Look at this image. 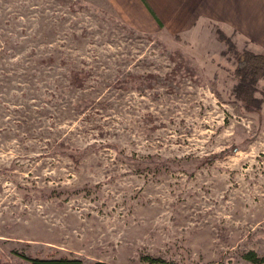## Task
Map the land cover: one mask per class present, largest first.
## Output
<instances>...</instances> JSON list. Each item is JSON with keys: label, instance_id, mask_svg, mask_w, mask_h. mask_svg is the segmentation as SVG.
I'll use <instances>...</instances> for the list:
<instances>
[{"label": "rangeland", "instance_id": "rangeland-1", "mask_svg": "<svg viewBox=\"0 0 264 264\" xmlns=\"http://www.w3.org/2000/svg\"><path fill=\"white\" fill-rule=\"evenodd\" d=\"M218 28L258 49L207 20L150 32L109 0H0V264L264 255V106L232 95Z\"/></svg>", "mask_w": 264, "mask_h": 264}, {"label": "crops", "instance_id": "crops-1", "mask_svg": "<svg viewBox=\"0 0 264 264\" xmlns=\"http://www.w3.org/2000/svg\"><path fill=\"white\" fill-rule=\"evenodd\" d=\"M138 28L171 35L193 31L202 20L232 29L264 53V0H109ZM154 14H153V12ZM155 15V16H154ZM163 25L162 27L157 18Z\"/></svg>", "mask_w": 264, "mask_h": 264}, {"label": "trees", "instance_id": "trees-1", "mask_svg": "<svg viewBox=\"0 0 264 264\" xmlns=\"http://www.w3.org/2000/svg\"><path fill=\"white\" fill-rule=\"evenodd\" d=\"M157 21L162 27L163 25L158 18ZM218 29L222 41L229 46V51H233L237 59V66L233 71L234 86L231 90L232 95L240 102L245 112L255 114L261 113L264 106V97L262 96V87L264 86V53L255 52L247 48L239 49L232 36L226 34L223 29ZM223 54L226 55V51H224ZM236 150L237 146H232L218 153V155L212 156L210 161L214 162L217 158L223 157L229 153L232 154ZM244 256L247 260L255 264H264V255H259L255 251H248ZM16 259V262L13 264H111L75 256L55 257L54 255H49L48 257H40L26 252L20 253ZM144 260L146 264H177L160 257L152 256H145Z\"/></svg>", "mask_w": 264, "mask_h": 264}]
</instances>
